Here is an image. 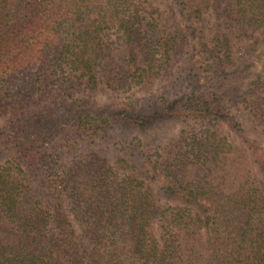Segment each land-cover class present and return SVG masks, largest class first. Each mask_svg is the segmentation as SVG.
<instances>
[{
	"label": "trees",
	"instance_id": "16d2710c",
	"mask_svg": "<svg viewBox=\"0 0 264 264\" xmlns=\"http://www.w3.org/2000/svg\"><path fill=\"white\" fill-rule=\"evenodd\" d=\"M160 5L217 17L228 35L198 54L214 68L231 38L264 42V0H0V264H264V65L243 93L161 108L76 98L169 75L188 39L158 29ZM168 122L184 127L141 164L136 135L111 163L83 145Z\"/></svg>",
	"mask_w": 264,
	"mask_h": 264
},
{
	"label": "rangeland",
	"instance_id": "374dc122",
	"mask_svg": "<svg viewBox=\"0 0 264 264\" xmlns=\"http://www.w3.org/2000/svg\"><path fill=\"white\" fill-rule=\"evenodd\" d=\"M159 7L161 18L158 29L161 31L163 24L164 27L169 25L170 29L179 28L188 39L187 51L172 63L169 75L155 81L146 89L142 85L139 87L138 83L134 82L128 89H111L106 87L100 91H86L83 94L76 95V98L79 100L88 98L87 101L90 103V108L111 105L126 106L127 104L136 107L150 108L157 106L161 108L166 102L180 99L196 89L209 88L213 84L221 92H225L227 96L229 94H226V92L231 93L232 86L234 85L243 93L253 78L261 72L264 65V42H257L251 37L241 39L231 38V63L214 68L200 61L198 54L201 44L208 42L214 33L220 32V35H228L229 32L225 30L224 26L217 20V17L207 10L203 13L200 20L196 22L185 21L184 17L180 14H171L164 5H160ZM176 24L178 26H175ZM230 112L235 115L240 124L243 123L240 112H237V110H231ZM183 127V125L177 122H168L164 126H158L156 129L149 131L147 135L146 133L126 134L125 132L119 134V131H117L118 135L114 138L111 137L109 142L102 143L103 138L99 137V139L95 137L93 139L95 143L87 145L89 138H86L83 141V145L87 146L85 147V151L88 152L103 151L106 153L108 151L109 158L112 157L111 163L114 157L116 160L117 153H115V150L116 145L121 144L119 141L121 140L120 142L127 147V144H130L131 139L136 135L145 140L144 148H140L137 151L136 159L141 164L146 154H150L153 151L152 147L158 144L165 145L173 141ZM86 156L87 153L81 159H87ZM162 181L160 179L158 184H155L156 187L166 184ZM157 195L159 196V194Z\"/></svg>",
	"mask_w": 264,
	"mask_h": 264
}]
</instances>
